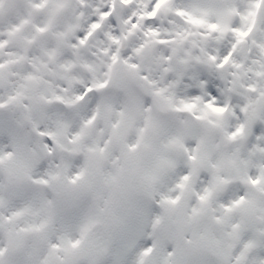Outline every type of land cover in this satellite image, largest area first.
Listing matches in <instances>:
<instances>
[{"label":"clouds","instance_id":"9594fccd","mask_svg":"<svg viewBox=\"0 0 264 264\" xmlns=\"http://www.w3.org/2000/svg\"><path fill=\"white\" fill-rule=\"evenodd\" d=\"M58 2L62 4L59 11L49 15L47 9ZM105 7L109 15L101 19L96 9ZM143 7L140 0L128 4L122 0H47L36 21L44 31L30 28L17 47L21 58L5 65V69L39 78L37 82L10 77L38 89L23 133L24 152L39 157L35 175L67 162L69 175L82 169L84 174L75 183L64 180L66 189L78 191L88 183L89 198L111 197L113 209L107 225L97 224L89 239L103 249L99 264H134L140 248L154 245L177 225L187 232L185 246L198 250L195 264H220L221 258L209 249L227 239L226 234L234 231L232 224L240 225L235 231L243 230L241 218L249 203L256 204L253 218L264 215V180L252 185L241 179L247 172L245 161L251 162L254 174L264 167V152L251 151L254 144H264V79L234 68L232 61L220 65L219 58L231 45L230 32L190 26L175 15L140 18ZM209 20L219 23L215 16ZM93 22L98 27L89 31ZM149 27L157 35L149 33ZM182 29L207 35L189 37L181 44L175 31ZM78 34L86 35L84 44L79 43ZM253 36L264 41V22L257 24ZM48 52L55 55L50 59ZM239 58L237 49L233 60ZM69 63L72 66L66 69ZM56 95L63 101H57ZM105 105L110 111H104ZM21 111L0 109V149L12 150L9 136L17 128ZM120 113L133 118V127L121 144L108 139L100 161L103 170H98L95 154L87 149L108 137L111 124L121 120ZM93 115L95 119L87 124ZM140 128L145 129L144 139L137 143ZM41 132L55 137L51 151L44 146L46 137ZM56 143L63 147L57 148ZM128 143L137 146L129 150ZM12 151L13 157L3 161L5 166L18 158ZM31 188L47 193L60 209L55 227L62 228L68 213L57 193L46 185ZM206 194L207 200L200 201ZM241 196L245 198L241 204L225 214L221 205ZM193 208L204 211L194 214ZM225 215L231 218L227 222ZM260 228L252 236L264 241V225Z\"/></svg>","mask_w":264,"mask_h":264},{"label":"snow or ice","instance_id":"6c2138e0","mask_svg":"<svg viewBox=\"0 0 264 264\" xmlns=\"http://www.w3.org/2000/svg\"><path fill=\"white\" fill-rule=\"evenodd\" d=\"M128 4L129 0H122ZM144 5L139 11L140 18H154L160 15L164 18L175 15L183 18L185 24L194 27H206L212 32H230L232 41L230 48L221 58L219 63L223 64L232 61L236 69H244L246 73L254 74L256 77L264 79V41L257 40L253 33L260 22H264V0H140ZM47 0H0V109L10 107L21 109L17 128L9 136V143L18 158L9 165L5 166L3 161L11 159L14 155L8 148L0 149V264H99V256L103 252L101 247L89 243L90 235L95 230L97 224L107 225L108 219L113 209L111 197L103 195L89 198V187L86 183L78 191L66 189L63 181L75 183L84 174L83 169L69 175L70 165L62 162L56 165V169L46 170L44 175H35L34 168L39 157L33 152L27 155L24 152L25 144L23 133L30 121V102L34 103L37 99L38 91L36 85H25L19 81L10 79L12 76H20L21 79L39 80L31 74L25 75L23 72L16 71L5 65H13L16 59L21 57L17 54V47L26 37L30 28L36 32H43L44 28L36 23L40 10L45 8ZM62 6L57 3L55 7L47 9L48 14L54 16ZM98 16L102 19L109 15L108 9H96ZM133 17L137 15L133 12ZM215 16L217 22H210L209 17ZM95 20V17L93 18ZM231 19V24L228 21ZM137 26L133 23V27ZM98 27L93 22L89 31ZM71 31V29H69ZM148 32L157 35L154 28L149 27ZM64 34L61 33V36ZM204 36L207 33L192 32L187 29L175 31V38L178 43H183L192 36ZM80 44L86 40L85 34H78ZM220 39V37H217ZM166 42V41H161ZM193 47H197L195 40L191 41ZM75 47V45H73ZM239 49V59L233 60L234 53ZM175 51V49H174ZM204 51V49H201ZM51 59L55 53L48 52ZM198 58V57H197ZM113 61L116 56L113 55ZM210 60H217L216 56H209ZM71 63L64 65L70 68ZM88 67V65H84ZM135 67V65H132ZM233 75H238L233 73ZM102 86V85H98ZM247 87L255 90L252 84ZM264 95V92L261 93ZM57 101H63V97L56 95ZM81 99L80 96L76 97ZM190 108L191 105H185ZM211 107V105H209ZM222 111V109H215ZM104 111H110L105 105ZM120 121L111 124L108 137L87 149L88 153L95 154L98 170H103L100 161L104 158L108 139L113 144H121L129 135L133 127V118L119 114ZM93 115L87 124H91ZM34 127V125H33ZM63 128V125H58ZM241 129H237L239 132ZM144 128L138 130L137 143L144 139ZM46 137L45 147L52 150L51 146L55 141L52 133H40ZM232 135H236L233 133ZM79 136V134H77ZM261 137H257L260 140ZM137 143H128L129 150L135 149ZM57 148L63 145L56 143ZM251 151L264 152V144H254ZM247 169L246 175L241 179L252 185H257L264 180V167L259 169L258 174H254L251 162L245 161ZM87 167V164L85 165ZM112 179H115L114 177ZM187 179V177H184ZM31 182V184L29 183ZM31 185H46L54 193L57 199L65 206L66 223L60 229L55 227L56 218L60 209L53 204V200L47 193H36ZM183 187V185H178ZM244 196L232 201L230 204H222L221 208L227 214L234 207L241 204ZM204 202L207 194L199 197ZM171 203H175L172 200ZM204 209L193 208L194 214L203 212ZM256 211V204L250 202L245 215L242 216L243 230L235 231L240 225L232 224L234 231L227 233V239L215 242L209 249L213 256L221 258L220 264H264V241L253 238L252 233L262 231L260 225H264V215H251ZM264 212V208L261 209ZM221 217H217L219 221ZM230 217L225 215L224 221ZM157 222L158 219H157ZM187 232L184 227L177 225L175 228L164 233L156 243H146L144 247L136 252L134 264H195L194 257L198 250L186 247L184 239ZM83 245V246H82ZM154 249L156 255H153ZM151 258V259H149Z\"/></svg>","mask_w":264,"mask_h":264}]
</instances>
